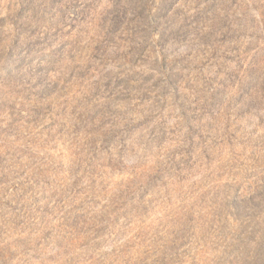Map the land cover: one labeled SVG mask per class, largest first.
Instances as JSON below:
<instances>
[{
    "label": "rangeland",
    "instance_id": "374dc122",
    "mask_svg": "<svg viewBox=\"0 0 264 264\" xmlns=\"http://www.w3.org/2000/svg\"><path fill=\"white\" fill-rule=\"evenodd\" d=\"M0 264H264V0H0Z\"/></svg>",
    "mask_w": 264,
    "mask_h": 264
}]
</instances>
